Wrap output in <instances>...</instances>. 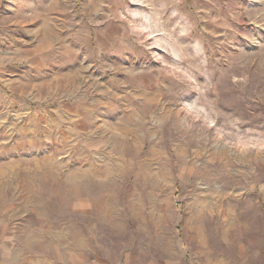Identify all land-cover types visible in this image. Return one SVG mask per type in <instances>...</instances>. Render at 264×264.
Instances as JSON below:
<instances>
[{"label": "rangeland", "instance_id": "obj_1", "mask_svg": "<svg viewBox=\"0 0 264 264\" xmlns=\"http://www.w3.org/2000/svg\"><path fill=\"white\" fill-rule=\"evenodd\" d=\"M0 264H264V0H0Z\"/></svg>", "mask_w": 264, "mask_h": 264}, {"label": "bare ground", "instance_id": "obj_2", "mask_svg": "<svg viewBox=\"0 0 264 264\" xmlns=\"http://www.w3.org/2000/svg\"><path fill=\"white\" fill-rule=\"evenodd\" d=\"M223 156H225V151L223 150L216 151L213 155V161L208 165V167L213 168L212 170L216 174H221V172H223L225 168L228 166V161L225 160ZM196 170L197 169L195 168V171ZM199 170H200V167H199Z\"/></svg>", "mask_w": 264, "mask_h": 264}]
</instances>
